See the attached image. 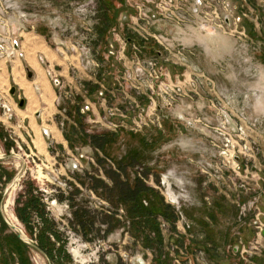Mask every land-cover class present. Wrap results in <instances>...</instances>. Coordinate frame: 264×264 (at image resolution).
<instances>
[{
  "label": "rangeland",
  "instance_id": "374dc122",
  "mask_svg": "<svg viewBox=\"0 0 264 264\" xmlns=\"http://www.w3.org/2000/svg\"><path fill=\"white\" fill-rule=\"evenodd\" d=\"M7 31L0 208L23 235L0 210V264H264V0H0ZM29 51L54 89L44 140L18 111ZM79 119L103 149L74 139ZM113 173L142 182L151 219ZM31 195L46 227L16 214Z\"/></svg>",
  "mask_w": 264,
  "mask_h": 264
},
{
  "label": "crops",
  "instance_id": "0c3cea01",
  "mask_svg": "<svg viewBox=\"0 0 264 264\" xmlns=\"http://www.w3.org/2000/svg\"><path fill=\"white\" fill-rule=\"evenodd\" d=\"M37 52L38 53H44L43 49H42V51L39 50ZM28 54L26 53L25 57L22 60L20 59L21 60L20 63L22 66H25L26 69L30 70V72L32 73V77H31L32 80L28 81V83L30 85L28 87L27 93H26L25 89L21 90V88L17 85L19 93L21 94L23 99L25 98L24 100L27 101V103L25 101V103H26V106L24 105L25 108L23 110L18 109V111L19 112L22 111V112L26 113L22 117L26 118L27 125L31 129L32 135L34 136V138L36 139L37 134H38V137L40 135L41 138L44 140V137L46 136L45 131L47 132L48 129H49L50 133L53 132V135L59 134L55 131L53 124H44V117H47V115H45V109H48L50 111L48 101L51 100V103H53V101H54V89L44 88L45 83H42V82H44V76L46 77V71L45 70L43 71L41 64L37 60L35 62L30 57L32 55V54H30V51ZM39 56H41V55H39ZM12 62H14V61H12ZM0 63H1V61H0ZM13 69L14 68L12 65L10 67H8L6 65L5 69L2 68L0 65V87L2 86L1 88H5L8 85L7 90L10 89V83H11L10 80L15 81ZM62 73L65 74V70H62ZM37 78H40V80L37 81ZM42 84L44 86H42ZM14 95L16 96V94H14ZM14 95H13V97H15ZM47 95L49 98L47 97ZM23 107H21V108H23ZM29 109H31L33 112V115H34L33 120H31V117L29 115V113H30ZM50 112H53V110H51ZM47 120H49V119L47 118Z\"/></svg>",
  "mask_w": 264,
  "mask_h": 264
},
{
  "label": "trees",
  "instance_id": "16d2710c",
  "mask_svg": "<svg viewBox=\"0 0 264 264\" xmlns=\"http://www.w3.org/2000/svg\"><path fill=\"white\" fill-rule=\"evenodd\" d=\"M83 115L84 114L81 112L79 118H81ZM84 132L85 130L83 129V123L81 119H79L78 129L75 128L71 129V134L75 135L74 139L83 140L88 137L96 149L99 150L104 148V144L107 142V138H108L107 135H101V136L87 135ZM114 175L115 176L112 178V180L114 181L116 187L120 189V197H121L120 200L124 201L129 206L128 208H129V212L132 215V218L133 217L138 219L146 218L148 220L151 219L155 212L153 213L152 211L148 210L139 202V194L147 190L145 186L142 184V182L138 180L135 182L134 186L131 187L129 186V184H127L126 181L122 182L118 174H114ZM38 205H40L39 200L35 198L33 195H31L23 203L22 207L16 209V214L22 221L25 222L27 218L31 219L32 211H36L37 215L41 218V220H43L44 227H46L48 225V222L44 219L41 210L37 209ZM50 230L52 231L51 228ZM42 231L45 232V229H43ZM39 241L42 250L47 251L44 240L40 238Z\"/></svg>",
  "mask_w": 264,
  "mask_h": 264
},
{
  "label": "built area",
  "instance_id": "2783aa9c",
  "mask_svg": "<svg viewBox=\"0 0 264 264\" xmlns=\"http://www.w3.org/2000/svg\"><path fill=\"white\" fill-rule=\"evenodd\" d=\"M5 36H2L0 34V59L8 56V55H12L13 51L16 50V48L18 47V44L15 43V41H13L14 39H12L11 34H9L10 32L7 31L5 32ZM13 43H15V46H13ZM15 49V50H14ZM56 85H60V81L58 79L54 80ZM61 87V85H60ZM9 90L6 91H0V116L2 117L3 121L6 123H10L13 120H15L16 118V113L14 110V105L12 102H10V100L7 98ZM88 106H85V110H88ZM85 110H83L82 112L84 113ZM45 134L48 135V132L45 131ZM1 213L3 214V216L5 217L4 219L7 221L8 225L14 229L15 231L18 230L19 234L22 236L23 235V231L20 228L21 226L17 223V219L16 217L13 216V214L10 212L8 213H4L3 211V206H1L0 208ZM9 220L14 222V224H9ZM17 232V231H16Z\"/></svg>",
  "mask_w": 264,
  "mask_h": 264
},
{
  "label": "bare ground",
  "instance_id": "6f19581e",
  "mask_svg": "<svg viewBox=\"0 0 264 264\" xmlns=\"http://www.w3.org/2000/svg\"><path fill=\"white\" fill-rule=\"evenodd\" d=\"M25 48H26V47H25ZM27 50H28V49H27ZM34 50H35V49H34ZM28 53H29V52H28ZM28 53H27V54H28ZM28 55H29V54H28ZM19 79H20V78H19ZM19 79H18V81H20V84H21V82H23V81H21V80H19ZM16 80H17V79H16ZM42 83H43V82H42ZM23 84H26L25 81H24ZM42 86H44V85L42 84ZM45 86H46V85H45ZM47 86H48V85H47ZM25 88H26V87H25ZM10 89H11V88H10ZM10 89H9V90H10ZM42 92H43V91H42ZM43 93H44V92H43ZM42 95H43V94H42ZM50 96H51V95H50ZM42 97H43V96H42ZM47 97H48V95H47ZM48 98H49V97H48ZM19 100H20V99H19ZM48 104L50 105V111H51V110H52L51 100L48 101ZM24 105H25V101H24ZM24 105H23V106H24ZM20 112H21V111H20ZM7 203H8V201L6 202V204L3 205V211H4V213H7V206H8ZM9 221H10V220H9ZM9 224H14V222L10 221ZM16 231L19 232L18 230H16ZM25 240H27V239H25Z\"/></svg>",
  "mask_w": 264,
  "mask_h": 264
},
{
  "label": "water",
  "instance_id": "95a60500",
  "mask_svg": "<svg viewBox=\"0 0 264 264\" xmlns=\"http://www.w3.org/2000/svg\"><path fill=\"white\" fill-rule=\"evenodd\" d=\"M26 71H27L28 78H31L32 77V73L30 72V70L26 69ZM15 90H16L15 87H11L10 94L14 95L15 94ZM23 105H24V99H20L19 102H18V106L19 107H23ZM263 235H264V232H263Z\"/></svg>",
  "mask_w": 264,
  "mask_h": 264
}]
</instances>
